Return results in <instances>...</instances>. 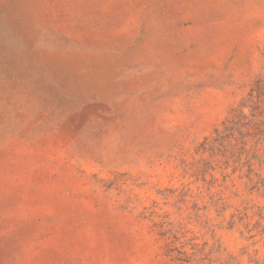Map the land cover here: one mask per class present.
Segmentation results:
<instances>
[{"label":"rangeland","instance_id":"1","mask_svg":"<svg viewBox=\"0 0 264 264\" xmlns=\"http://www.w3.org/2000/svg\"><path fill=\"white\" fill-rule=\"evenodd\" d=\"M0 264H264V0H0Z\"/></svg>","mask_w":264,"mask_h":264}]
</instances>
